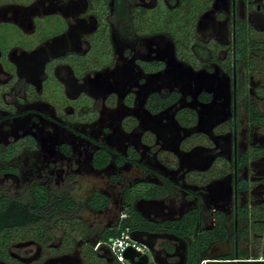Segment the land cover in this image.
<instances>
[{
	"label": "flooded vegetation",
	"instance_id": "1",
	"mask_svg": "<svg viewBox=\"0 0 264 264\" xmlns=\"http://www.w3.org/2000/svg\"><path fill=\"white\" fill-rule=\"evenodd\" d=\"M185 13L193 18L192 35L182 30L176 41L170 34L172 16L181 17L185 26ZM204 21L213 28L215 40L226 43L201 38ZM156 37L168 46L170 57ZM236 45L245 50L244 56L238 57ZM256 54L264 60V0H0V179L22 188L12 196L0 187V209L9 214L8 224L0 228V264H118L104 245L96 247L115 239L98 240L113 226L91 237L84 228L67 233L71 225L64 219L76 213L77 205L63 190L53 196L41 180L25 182L24 168L14 164L23 148L48 147L71 158L83 142L91 169L134 165L152 177L145 188L167 187L163 198L134 201L142 217L138 200L180 195L183 202L176 215L148 221L194 213L193 236L223 228L224 237L209 244L203 260L264 264V251L260 258L248 251L256 229L264 228V103L262 111L246 95V70L254 69ZM214 76L231 80L230 112L221 121L211 109L220 103L222 114L226 107L225 101L215 100L208 83ZM244 90L251 140L241 143L238 99ZM251 106L262 123L252 120ZM255 131L263 132L258 136ZM122 140L133 142L120 152L116 147ZM102 151L109 162L97 169L92 161ZM53 162L55 168L57 160ZM72 177L67 176L69 182ZM39 191L45 196L39 197ZM66 200L75 204L74 210H60ZM122 208L116 224L127 216L124 199ZM128 234L148 247L151 264H169V259L165 262L159 249L153 251V244L143 239L173 237L182 254L176 245L171 246L173 253L167 252L168 243L163 249L180 264L192 239ZM15 236L22 241L12 242ZM226 243L231 249L221 255L243 253L241 259H217L213 251Z\"/></svg>",
	"mask_w": 264,
	"mask_h": 264
},
{
	"label": "rangeland",
	"instance_id": "2",
	"mask_svg": "<svg viewBox=\"0 0 264 264\" xmlns=\"http://www.w3.org/2000/svg\"><path fill=\"white\" fill-rule=\"evenodd\" d=\"M206 23L207 21H204L202 26V27L206 26L205 28L203 29H201L202 27L200 28L202 30L200 32L202 36L201 38H203L205 41L208 42L213 41L220 44L226 43L225 41H221L219 39L215 40V38L213 37L214 34L213 28L210 27L208 23L207 24ZM156 39L158 44L161 46L160 49L163 50V54L170 57L171 55L170 49H168V46L165 45V42H161L162 38L156 37ZM223 54L224 52L220 53V56H223ZM252 59L255 67L252 70L251 69L246 70V76H247L246 95L249 96L254 103L260 105L261 107L260 109L263 111L262 103H264V60L261 61V57H258V54H256V56H253ZM214 67L217 66L215 65ZM214 77L215 78H212V80L210 79L211 81L209 80L208 83L211 84L214 90L215 100L225 101L226 107L223 108L222 114H220L222 110L220 103H219L220 106L219 105L217 107L214 106L211 109L213 115L217 116L216 119H219L221 121L225 119L230 112L231 80L224 78V80L222 81L220 80L219 76H217L218 80L216 76ZM244 92L245 90L241 93L238 99V102L240 103V110L238 112V115L241 123L240 126L241 143H244L245 141L248 142L249 140H251V138H249L250 134H249L248 126L245 124L246 121H245L244 106L246 104V100H245ZM202 120L204 122L205 118H202ZM205 121L207 122V120ZM262 132L255 131V133H258V136L261 135ZM57 134L61 139V133L58 132ZM96 141L99 142L98 139ZM130 141L131 143L133 142L132 140ZM130 141L122 140L121 143L122 146L116 148L118 149V151L123 152L125 151L127 145L131 146ZM203 143L204 142L202 141L201 144ZM85 144L86 143L83 142L82 146L81 145L77 146L78 151L71 158H65V157L63 158L58 154H56L53 149H50L48 147L45 148L44 146H43L44 149L48 151H44L42 148L35 150L23 148L16 155V159H15L16 162L14 161V164L15 165L19 164V166L22 165V169L24 168V174L22 170L21 175L22 178L24 176H25L24 178H27V181L25 182H28L30 180H41L47 185L53 196H58L57 193H60L62 190L65 191L66 194L69 195L70 200L77 205V210H75L76 213L73 214V216H69L70 218L67 217V219H64V222H68L71 225V228L67 231V233L74 231L71 230L72 228H79L80 230L84 228L85 230L88 231L91 237V235H94L98 230H101L104 227L115 226V224L120 221V217H121L120 214L123 211L122 208L123 189L127 187H134V190L142 191L145 188L144 185L152 181V177L150 176L149 173L143 172L141 168H138L137 166L134 165H130L128 167L125 166L121 170L111 166L104 171H95L91 169L90 165L87 163L88 156L84 152L85 147H87L85 146ZM49 151L52 153V155L48 153ZM138 151H140V149H138ZM164 157H166L170 161H174L173 159H171L173 157L172 155L166 154L164 155ZM159 158H161V160L164 159L163 157H159ZM54 160H57V162L55 163V168H52L50 164L53 165ZM216 168H218V166ZM68 175H72L74 177V179L72 177V181L70 182L67 179ZM112 176L113 177L118 176V180H116L115 182L111 181L110 178ZM159 177L161 178V175H159ZM22 182L23 181H20V183ZM0 187L7 194H11L12 196L19 195L22 190V188H19L16 183H13L10 180L8 181L4 178L0 179ZM148 188L149 186H147L145 189ZM94 190L100 191L108 198L107 207L98 212L90 210L85 205V201L87 197ZM182 202L183 201L180 198V195L179 197H176L174 199L168 198L159 201L138 200L137 209L146 219L161 220L162 218H169L176 215L178 213L180 206L182 205ZM255 233L257 234V236L254 235L253 237H251L250 245L248 246V251L249 253H251V255L254 254L253 255L254 257L260 258L261 252L264 251V243L262 241L264 239V228L260 229V232L257 228ZM258 235H261V237H259ZM56 237L59 236L56 235ZM77 240L78 242H81L82 240L84 241V238L83 239L77 238ZM17 241H22L19 236H15L14 239L12 240V242H17ZM143 242L145 243L148 242V245L153 244V246H151L153 248V251L159 249V252L162 253L163 254L162 256L165 258V262L167 259H169V264H180V262H175L173 259H170V257L168 256L169 254L165 253L166 251L164 252L163 249L164 244L168 243L170 246L167 247V252L173 253V248L171 246L176 245L178 248L177 252L179 256L182 254V249L179 246L180 243L177 242L173 237L170 236L166 237L160 235L158 237H149L146 240L143 239ZM242 247L245 246L243 245ZM230 249H231L230 245L226 243L223 244L221 247H218L215 251H213V253L215 255H221L226 253ZM146 254H147V258L149 260H152L151 253L146 252Z\"/></svg>",
	"mask_w": 264,
	"mask_h": 264
},
{
	"label": "trees",
	"instance_id": "3",
	"mask_svg": "<svg viewBox=\"0 0 264 264\" xmlns=\"http://www.w3.org/2000/svg\"><path fill=\"white\" fill-rule=\"evenodd\" d=\"M157 16V15H156ZM173 22L171 23L170 34L174 40L178 41V39L183 36L181 31L186 32L187 35H192V25H193V18H191L187 13L184 14V21L185 26L181 24V17L177 15L175 17L172 16ZM181 34L180 36H178ZM181 42H183L181 40ZM241 44V41L240 43ZM185 47L189 46L188 43L181 44ZM184 47V48H185ZM240 51L238 54L240 56H244L245 50L238 49ZM205 52L204 50H200ZM250 107V106H249ZM250 114H252V120L257 124L262 123V120L259 119L258 114L255 110L254 106H251ZM109 162V155L102 151L95 155L92 164L95 168L100 169L106 166ZM168 194L167 187L164 186H149L148 189L145 191H137L136 193L134 190L130 188H126L123 190L122 198L124 199L125 208L127 209V216L121 220L119 224L111 228L104 229L103 232L99 235L98 240L106 241L108 239L116 238L120 235L121 232H124L128 229V233L130 234H144V235H152V234H167L173 235L174 237L187 242L188 238L192 239L190 242L186 243V250H185V261L182 264H198L201 260L206 259V251L209 248V244L211 242L218 241L224 237L223 228H218L212 232H208L202 235L193 236L195 224L197 222V215L194 213L186 214L181 217V219L177 220H168L163 222H151L142 217L137 211L133 208V203L137 198H141L144 200L149 199H160L165 197ZM39 197L45 196V191H39ZM44 198H41V204L43 203ZM12 204V203H11ZM85 205L92 211H100L107 207L108 205V198L101 192L94 191L90 194L87 198ZM12 209L17 210L14 205L12 204ZM60 210L64 212L72 211L75 208V204H73L70 200H66L65 203L60 205ZM2 209H0V228L6 226L8 224V215L4 214ZM20 220L17 221L19 223ZM20 224V223H19ZM97 240V239H96ZM243 253H229L225 255H219L218 260H228L233 259L235 255L238 258L241 257ZM241 259V258H240Z\"/></svg>",
	"mask_w": 264,
	"mask_h": 264
},
{
	"label": "built area",
	"instance_id": "4",
	"mask_svg": "<svg viewBox=\"0 0 264 264\" xmlns=\"http://www.w3.org/2000/svg\"><path fill=\"white\" fill-rule=\"evenodd\" d=\"M104 245L107 249H109L113 254L116 262L118 264H131L124 257V251L128 248L133 249L135 252L139 253L142 258H147L146 252L149 251L148 247L144 244L136 242L131 236H129L128 231H124L120 237H117L110 242L102 243L98 242L96 247ZM135 261L138 258H134ZM209 260H202L198 264H209ZM147 264H151V262L147 261ZM158 264V263H155Z\"/></svg>",
	"mask_w": 264,
	"mask_h": 264
},
{
	"label": "water",
	"instance_id": "5",
	"mask_svg": "<svg viewBox=\"0 0 264 264\" xmlns=\"http://www.w3.org/2000/svg\"><path fill=\"white\" fill-rule=\"evenodd\" d=\"M124 257L132 264H147L146 259L142 258L139 253L130 248L124 251ZM135 257L138 258L137 261L134 260Z\"/></svg>",
	"mask_w": 264,
	"mask_h": 264
},
{
	"label": "clouds",
	"instance_id": "6",
	"mask_svg": "<svg viewBox=\"0 0 264 264\" xmlns=\"http://www.w3.org/2000/svg\"><path fill=\"white\" fill-rule=\"evenodd\" d=\"M131 249V248H130ZM133 250V249H132ZM144 259H146V258H144ZM132 264V263H131Z\"/></svg>",
	"mask_w": 264,
	"mask_h": 264
}]
</instances>
